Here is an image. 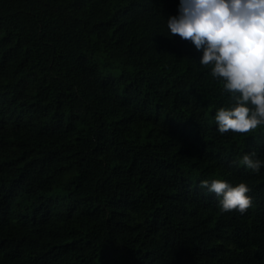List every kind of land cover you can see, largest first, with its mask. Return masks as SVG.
<instances>
[{
  "label": "trees",
  "instance_id": "obj_1",
  "mask_svg": "<svg viewBox=\"0 0 264 264\" xmlns=\"http://www.w3.org/2000/svg\"><path fill=\"white\" fill-rule=\"evenodd\" d=\"M180 0H0V264H264V125L221 134L223 82ZM246 184L222 212L200 187Z\"/></svg>",
  "mask_w": 264,
  "mask_h": 264
},
{
  "label": "clouds",
  "instance_id": "obj_2",
  "mask_svg": "<svg viewBox=\"0 0 264 264\" xmlns=\"http://www.w3.org/2000/svg\"><path fill=\"white\" fill-rule=\"evenodd\" d=\"M167 28L202 53L199 63L211 66V76L229 94L231 107L215 112L219 133L246 134L264 125V0H180ZM255 155H243L240 163L258 173L264 162ZM200 187L219 198L222 212L243 214L251 206L244 183L214 179Z\"/></svg>",
  "mask_w": 264,
  "mask_h": 264
}]
</instances>
